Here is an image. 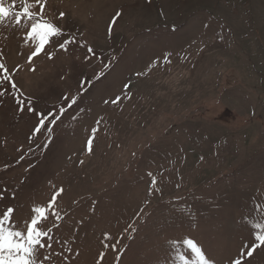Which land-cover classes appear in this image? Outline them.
<instances>
[{
	"label": "rangeland",
	"instance_id": "rangeland-1",
	"mask_svg": "<svg viewBox=\"0 0 264 264\" xmlns=\"http://www.w3.org/2000/svg\"><path fill=\"white\" fill-rule=\"evenodd\" d=\"M44 3L66 34L31 63L27 29L0 24V211L25 230L63 189L41 264H182L186 239L210 264H264V245L246 255L264 233V0Z\"/></svg>",
	"mask_w": 264,
	"mask_h": 264
},
{
	"label": "snow or ice",
	"instance_id": "snow-or-ice-1",
	"mask_svg": "<svg viewBox=\"0 0 264 264\" xmlns=\"http://www.w3.org/2000/svg\"><path fill=\"white\" fill-rule=\"evenodd\" d=\"M20 3L21 8L19 11L15 10V5ZM36 5L39 6V11L31 10ZM60 17L64 16V13L61 12ZM117 16L120 15L119 12L116 13ZM11 20L19 26L21 29H27L25 43L29 41L34 45L35 50L31 51L30 55L27 57L29 63L32 62L33 57H36L42 51H44L45 46L49 44L50 38L61 37L66 33L52 20L45 18V3L44 0H35L33 3L32 0H11L10 3L5 6V0H0V24H3L6 20ZM23 20V23H22ZM74 43V40L69 35L67 39H64L62 43H59L60 49H66V45ZM89 52L92 51L91 48L88 49ZM48 58L52 59L51 54H48ZM0 70H3L5 73L3 80L11 81V76L8 75V69L4 63H0ZM35 71V69H31ZM16 84L12 83L11 88L16 89ZM5 95L4 92H0V96ZM65 99H69L65 97ZM119 99V97H117ZM115 102V101H113ZM22 107L23 111L24 101H17ZM76 101L73 99L72 104H75ZM107 103V101H105ZM72 104H69L68 107H71ZM29 112H33L34 109L29 107ZM66 109L62 106L57 115L51 123L55 124L61 119V116L64 114ZM47 115H51L48 113ZM41 127H45V120H39V126L36 128V131L39 132ZM49 132L52 129H48ZM93 135L96 133V129L92 130ZM89 147L92 144V140L87 141ZM155 182V181H153ZM63 192V189L55 191L51 197L47 206L36 205L31 211L34 212V215L30 217V222L26 218L23 221L25 230H20L16 227L14 223H11L12 214L14 212L13 207H7L6 210L0 211V264H41V259L47 261L50 258L51 253L40 257V251L45 249H51L53 242V227L49 226L47 229L44 228V223L49 219V213L52 217L59 219V211L57 210V197ZM256 228H261L262 225L255 224ZM255 241L252 247L247 249L246 255L251 257L253 252L264 245V233L257 232L255 235ZM175 243V242H174ZM184 244L187 245L192 254L195 255L196 260L190 262L184 254H179V260L182 261V264H210L208 258L202 252L201 248L197 246V243L192 239L184 240ZM103 256V254H101ZM233 264H242L241 259H235Z\"/></svg>",
	"mask_w": 264,
	"mask_h": 264
},
{
	"label": "built area",
	"instance_id": "built-area-1",
	"mask_svg": "<svg viewBox=\"0 0 264 264\" xmlns=\"http://www.w3.org/2000/svg\"><path fill=\"white\" fill-rule=\"evenodd\" d=\"M223 2L233 10H237L242 5H245V0H223Z\"/></svg>",
	"mask_w": 264,
	"mask_h": 264
},
{
	"label": "crops",
	"instance_id": "crops-1",
	"mask_svg": "<svg viewBox=\"0 0 264 264\" xmlns=\"http://www.w3.org/2000/svg\"><path fill=\"white\" fill-rule=\"evenodd\" d=\"M202 7L205 8V9L211 8L209 6H202ZM198 8H200V7H198ZM193 9H195V8H193ZM193 9H191V10H193Z\"/></svg>",
	"mask_w": 264,
	"mask_h": 264
}]
</instances>
